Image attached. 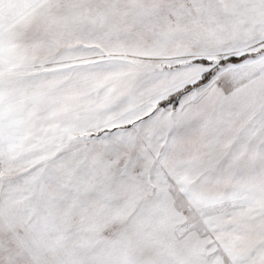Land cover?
<instances>
[{"label": "snow or ice", "instance_id": "6c2138e0", "mask_svg": "<svg viewBox=\"0 0 264 264\" xmlns=\"http://www.w3.org/2000/svg\"><path fill=\"white\" fill-rule=\"evenodd\" d=\"M0 264H264V0H0Z\"/></svg>", "mask_w": 264, "mask_h": 264}]
</instances>
